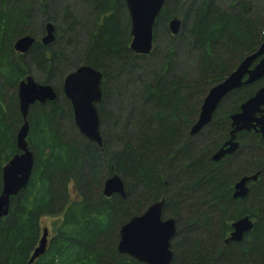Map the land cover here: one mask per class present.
I'll return each instance as SVG.
<instances>
[{
  "label": "trees",
  "instance_id": "trees-1",
  "mask_svg": "<svg viewBox=\"0 0 264 264\" xmlns=\"http://www.w3.org/2000/svg\"><path fill=\"white\" fill-rule=\"evenodd\" d=\"M174 16L181 18L176 35L166 25ZM45 21L56 27L47 46L39 42ZM24 34L36 41L17 53L13 43ZM263 39L264 0H165L148 55L129 48L125 0H0V189L2 166L17 153L18 82L34 69L35 80L60 90L63 77L81 64L102 72L101 146L78 133L62 92L30 106L33 168L0 218V264H144L117 251L118 230L161 198L162 217L176 222L170 264H264V182H251L243 198L232 196L236 180L260 170L259 138L241 133L232 156L210 159L227 136L229 114L255 85L221 101L204 139V129L188 134L209 88ZM114 173L123 179L125 198L102 193ZM243 216L252 229L225 244L231 221ZM43 217L53 218L52 234L29 263Z\"/></svg>",
  "mask_w": 264,
  "mask_h": 264
},
{
  "label": "water",
  "instance_id": "water-1",
  "mask_svg": "<svg viewBox=\"0 0 264 264\" xmlns=\"http://www.w3.org/2000/svg\"><path fill=\"white\" fill-rule=\"evenodd\" d=\"M164 0H125L126 9L130 20L129 48L138 55H148L153 49V25L163 6ZM181 26V19L172 17L168 23L171 34L176 35ZM55 40V26L46 21L44 33L39 42L50 45ZM36 41L31 34L18 37L13 43L17 53L24 54ZM258 57V62L253 68L249 66ZM264 76V40L258 49L245 58L223 80L212 85L204 96L199 108L196 121L189 129L190 135L199 133L206 127L221 100L232 90L243 84H250ZM100 70L81 64L68 72L62 80L61 92L68 99L73 115L74 125L80 135L85 139L102 145L100 134V121L97 103L101 99ZM59 91L50 83H42L28 74L17 84L16 96L21 124L16 132L15 153L1 169L0 189V218L9 212L10 198L16 196L28 183L33 168V153L27 141L29 108L35 102L45 103L53 101ZM264 86L257 89L255 94L240 104L239 110L230 114V130L227 140L212 155L217 161L226 154L233 153L238 147L236 133L250 131L251 129L264 135ZM258 114V115H257ZM264 165V162H263ZM257 174L242 175L233 185V198H243L247 195V183L257 179ZM102 193L105 197L117 194L126 197L123 179L114 173L107 177L102 184ZM164 198L151 202L140 214L132 216L122 224L118 230L119 238L116 249L121 254L144 264H170L173 258L171 240L176 232L175 219L163 218L162 208ZM253 227V222L248 216L240 217L231 222V231L225 243L241 241L243 234ZM47 228L42 229L38 243L32 251L29 263L41 255L47 244Z\"/></svg>",
  "mask_w": 264,
  "mask_h": 264
},
{
  "label": "flooded vegetation",
  "instance_id": "flooded-vegetation-1",
  "mask_svg": "<svg viewBox=\"0 0 264 264\" xmlns=\"http://www.w3.org/2000/svg\"><path fill=\"white\" fill-rule=\"evenodd\" d=\"M186 1H189V0H186ZM164 4H165V0H164V3H163V6H162V8H161V10L163 9V7H164ZM125 7H126V5H125ZM161 12V11H160ZM160 14V13H159ZM158 17V16H157ZM175 17V16H174ZM172 17H170L168 20H167V22H166V25H167V28H168V23H169V20L171 19ZM178 18H180V17H178ZM157 19V18H156ZM181 19V18H180ZM156 21V20H155ZM46 22V21H45ZM45 22H44V24H45ZM51 22V21H50ZM53 23V22H52ZM54 24V23H53ZM55 26V25H54ZM169 30V29H168ZM55 31H56V27H55ZM170 32V31H169ZM44 33V25H43V32H42V34ZM42 34L40 35V37L42 36ZM173 35V34H172ZM40 37H39V39H40ZM131 38V37H130ZM264 40V39H263ZM262 40V41H263ZM262 41L258 44V46L256 47V49L253 51V52H251V53H249V54H247V55H245L243 58H245L246 56H248V55H250V54H253L257 49H258V47H259V45L262 43ZM153 45H154V42H153ZM138 55V54H137ZM242 58V59H243ZM259 58L260 57H258L256 60H254L253 62H252V64L249 66V69H251V68H253L254 67V65L258 62V60H259ZM242 59H241V61H242ZM240 61V62H241ZM239 62V63H240ZM238 63V64H239ZM238 64L234 67V69L233 70H235V68L238 66ZM232 70V71H233ZM231 71V72H232ZM230 72V73H231ZM102 73V72H101ZM230 73H228L227 75H229ZM226 75V76H227ZM225 76V77H226ZM224 79V78H223ZM101 80H102V78H101ZM255 85V89H254V91L249 95V97H247L245 100H247L248 98H250L251 96H253L254 94H255V92L257 91V89H259L260 87H262V86H264V76H262L261 78H259L258 80H256V81H254V82H252V83H250V84H243V85H241L240 87H242V86H245V85ZM215 85V84H214ZM239 87V88H240ZM100 88H101V82H100ZM239 88H237V89H239ZM210 89V88H209ZM237 89H234V90H232L229 94H231L233 91H235V90H237ZM59 91V93H61V88H60V90H58ZM208 92V91H207ZM101 94H102V91H101ZM229 94H227V95H229ZM206 95V94H205ZM226 95V96H227ZM225 96V97H226ZM224 97V98H225ZM223 98V99H224ZM101 99H102V95H101ZM101 99H100V101H101ZM222 99V100H223ZM221 100V101H222ZM244 100V101H245ZM99 101V102H100ZM244 101H242V102H240L239 103V106H238V110H239V107H240V104L241 103H243ZM98 102V103H99ZM97 103V104H98ZM221 103V102H220ZM219 103V104H220ZM219 106V105H218ZM218 108V107H217ZM262 108L264 109V106H262ZM217 110V109H216ZM215 110V111H216ZM238 110H236V111H234V112H232V113H235V112H237ZM231 113V114H232ZM258 115V114H257ZM229 116H230V114H229ZM211 122V121H210ZM205 128V127H204ZM203 128V129H204ZM202 129V130H203ZM201 130V131H202ZM229 130H230V118H229V127H228V132H227V136L219 143V145L217 146V147H215L212 151H211V154H210V159L212 160V161H214V162H218V161H221L222 159H224L225 157H228V156H232L238 149H239V147L241 146V143H243V138H240V134L241 133H244V132H246V133H249V132H252V133H254L255 134V136L256 137H258L259 138V143L261 144L260 146H261V148L263 149V152H264V135H261L259 132H256L255 130H253V129H251L250 131H245V130H243V131H240V132H237L236 133V140L238 141V147H237V149L233 152V153H231V154H226L225 156H223L222 158H220L219 160H217V161H215V160H213L212 159V155L223 145V143L227 140V138H228V133H229ZM200 131V132H201ZM199 132V133H200ZM199 133H197V134H195V135H198ZM188 134H189V131H188ZM190 135V134H189ZM190 136H194V135H190ZM262 158H263V161H262V163H261V167H260V170H258V171H256V172H254V173H258L257 174V179L255 180V181H252V180H250L248 183H247V186L249 187V184L251 183V182H253V183H255V182H257L259 179H261V180H263V182H264V165H263V162H264V154L262 155ZM263 172V173H262ZM254 173H251V174H254ZM251 174H247V175H251ZM237 181V180H236ZM235 181V182H236ZM234 182V183H235ZM234 185V184H233ZM232 191H233V187H232ZM236 220V219H235ZM234 221V220H233ZM232 222V221H231ZM176 223V222H175ZM230 227H231V223H230ZM231 231V230H230ZM230 231H228V235H229V233H230ZM228 235L226 236V238L228 237ZM224 240H225V238H224ZM229 242H236V241H229ZM239 242V241H238ZM224 243H225V241H224ZM228 243V242H227ZM227 243H225V244H227Z\"/></svg>",
  "mask_w": 264,
  "mask_h": 264
},
{
  "label": "rangeland",
  "instance_id": "rangeland-1",
  "mask_svg": "<svg viewBox=\"0 0 264 264\" xmlns=\"http://www.w3.org/2000/svg\"><path fill=\"white\" fill-rule=\"evenodd\" d=\"M49 1H54L56 5H58V1L59 2H68L70 0H49ZM72 2H74V0H71ZM222 1H225L227 2L228 0H222ZM63 4V3H62ZM36 24V23H35ZM186 49V48H185ZM185 54H183L184 56ZM179 60H181V63H183V58L180 57ZM32 77L35 76V77H39V73H37L36 70L32 69ZM35 77H33L35 79ZM56 81V80H55ZM209 131V129H204L203 131V134L201 135V138L205 137V135L207 134V132ZM204 139V138H203ZM202 139V140H203ZM244 175H247V174H244ZM149 205V204H148ZM147 204L146 205H143L142 208H146L148 206ZM143 209V210H144ZM169 218V217H168ZM173 218V217H171ZM174 219V218H173ZM183 219H184V216H183ZM52 222H53V218L51 217H43L41 220H40V224H41V227L44 228L46 227L47 228V232H48V236L47 238L52 234ZM180 227H182L181 225H179ZM172 250V249H171ZM173 252V251H172Z\"/></svg>",
  "mask_w": 264,
  "mask_h": 264
}]
</instances>
